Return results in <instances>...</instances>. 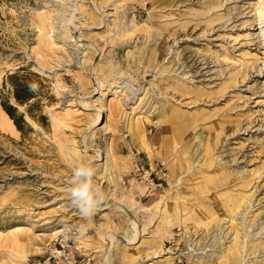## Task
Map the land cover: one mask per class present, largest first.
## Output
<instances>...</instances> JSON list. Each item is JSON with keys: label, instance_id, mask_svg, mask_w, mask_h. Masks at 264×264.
<instances>
[{"label": "rangeland", "instance_id": "1", "mask_svg": "<svg viewBox=\"0 0 264 264\" xmlns=\"http://www.w3.org/2000/svg\"><path fill=\"white\" fill-rule=\"evenodd\" d=\"M82 1L0 0V109L18 130L0 134V231L23 226L25 264H167L166 257H174L171 264H198L186 256L203 226L187 223L192 236L177 224L158 228L155 211L167 194L197 221L210 220L214 209L230 219L229 234L217 235L220 249L232 244L236 202L245 203L239 210L246 234L256 216L254 238L264 239V0H177L171 8L165 0H85L98 18L91 25L76 10ZM114 23L145 34L112 50L105 40L119 39ZM64 26L73 37L65 44L59 41ZM140 50L146 59L134 67ZM112 61L130 74L113 89L117 94L101 92L97 72ZM120 99L125 105L112 110ZM172 108L199 118L180 143L166 142L160 120ZM131 119L139 123L135 133ZM106 145L119 188L100 176ZM73 146L80 158L66 148ZM209 154L212 163L203 165ZM80 164L93 169L91 187L100 201L90 215L70 197ZM227 171L233 176L223 179ZM121 199L132 204L130 211ZM206 202L214 209L204 208ZM50 228L62 232L39 235ZM157 239L171 254L153 258L148 245ZM8 250L0 247V264H14ZM254 253L263 258V251ZM233 256L239 262L243 254Z\"/></svg>", "mask_w": 264, "mask_h": 264}, {"label": "bare ground", "instance_id": "2", "mask_svg": "<svg viewBox=\"0 0 264 264\" xmlns=\"http://www.w3.org/2000/svg\"><path fill=\"white\" fill-rule=\"evenodd\" d=\"M107 1L108 0H100V5H103ZM165 1H168L167 6H169V8H171V6H174L175 3L178 2L177 0H165ZM183 1H186V0H183ZM76 10H78V12L80 11V13L84 15L85 20L88 22V25L89 24L91 25V23H94L95 20L98 19L97 16L93 17L91 15L92 9L88 5V2H85V0H83L81 4L78 5ZM72 11H74V9ZM75 19H76V14L71 13V15L69 16V19H67V24L72 25V23H75L74 22ZM113 26L117 28V29L114 28L113 30H114V34L119 36V39H113L114 37L113 38L110 37L105 40V46H107L108 43L113 44L112 50H115L116 46H118L119 44L127 45L129 40H131L134 37V35H138V34L144 35L145 34L142 29H138L137 31H134V32H129L128 29L123 28L119 23H114ZM69 29L70 28H68V26L67 27L64 26V30L61 32V34L58 33L59 35H61V38L59 41H61V43L63 44H65L66 42L73 41V37L71 33H69ZM82 46L83 45L77 44V47L79 49L82 48ZM138 49H141V48H138ZM87 57H88V61L91 63L93 56L89 55L88 53ZM145 59H146L145 55L142 54V50H140L137 54V57H134L133 59V64H135L134 67H138V66L140 67L143 60ZM184 59L188 63L189 61L188 56H186ZM97 72H99L100 74L99 79L103 80V82L102 81L101 82L104 83L102 85L103 87L100 88L101 92H105L104 91L105 89L108 92H111V91L113 92V89L118 88V85L121 83L119 82L120 79H124L123 77L126 75L130 76V74H128V71L122 68V66L120 65L118 66V63L115 61L114 62L112 61L110 64H104V63L101 64L98 67ZM236 78H237V74L233 82L236 81ZM123 84H125V82H123ZM192 91L193 90H189L188 92H192ZM113 93L117 94L116 90H114ZM99 99H101V96L98 97L95 101H98ZM124 102L125 101L123 99H120V101H118L117 104L113 105L112 110L114 111L120 110V107H122V105L123 106L125 105ZM103 106H104V102L102 101L101 107ZM161 119L164 122V125H163L164 130L169 133V136L166 141L167 143H171V142L180 143L184 141L185 138L188 136L192 127L195 126L197 122H199L198 121L199 118L197 116L183 114L179 110V108H172L171 113L167 116L165 112L163 118L160 117V120ZM92 120L93 119H91V121ZM128 125H129V130H131L134 133L137 132L138 125H139L138 121L134 123L133 119H131ZM103 128L106 129L107 127L104 126ZM0 134L9 135V136L18 134V130L14 122L5 113V111L2 108L0 109ZM138 139H140L141 148L147 145L144 139V136H141V137L139 136ZM190 146H191L190 143H188L183 147L182 152H181V154L183 155V158H185V156L189 154ZM66 148L70 152H72L77 158H80L81 154L77 146L66 147ZM207 148H209L208 145H207ZM101 157H102L103 162L101 163L100 176L103 179H105L111 187L119 188L118 177L115 174V166L112 164V160L110 156V148L107 145L101 151ZM212 161H213V158L209 154L207 157H205V162L203 163V165L211 164ZM56 171L58 173V168H56ZM58 174L55 175L54 177L55 178L59 177L60 175ZM221 176L223 179H229L231 176H233V174L232 172L227 171V172L222 173ZM197 190L199 191V189ZM114 192H115V189H114ZM161 201H162L163 206L161 208H156V211H155L156 214L159 213L158 219H159L160 225L158 226V228L160 231L163 232V229L172 227V225H176V224L177 226L187 228V223L189 224L190 222L196 223V225L198 226L197 228H201V226H203L202 234L200 235L198 240H196L197 238L195 239L196 243H194V247H192L193 249L191 248L188 249V254L186 256L188 257V259H191V258L194 259L196 257L195 261L198 262V264H240L242 261L244 262V264L246 262L249 264H263L261 263V261L262 259L264 260V255L262 259L258 260L255 257L254 252L259 251V250L264 252V239L254 238V234H255V237L258 234V232L256 234V229L258 227L256 216H253L254 218L248 221V227L252 229L251 231L252 235L250 236L249 234H246L245 232L246 219L243 216L242 212L239 210L240 207L245 205L244 201H242L241 203L236 202L230 208L232 212L231 214L232 215L231 216L232 225H231V232H230L232 235V244L227 246L226 249H224L222 246L220 249L219 245H217L216 238H217V235L219 234L220 235L222 234V236L224 235L227 236L229 234V232L226 231V229L229 227L227 224L229 223L230 219L223 217V215L221 216V214L216 215L215 209L212 205H208L207 202L202 203L204 208L208 207V209L210 208L214 209L211 211L209 210V212H207L208 214H210L207 217V218H210V220L205 222L202 218H199L197 221V219H195L193 216H191L188 213V211L186 210L183 204H179L178 201L173 202L174 200L173 201L171 200L170 194H167V196L162 198ZM120 207L124 211H130L132 209V204H129V202L127 203L125 200L121 199ZM24 224L28 227V229H31L32 227H34L33 224L27 220L24 222ZM23 231H24V228L23 226H21L20 223L14 224L12 227L7 228L6 230L0 231V234H1L0 235V247L3 244H5V246L9 248L8 256L14 264H25L26 261L28 260L29 250L27 249V244L21 245L22 243L20 244L19 242V234ZM46 232H49V233H46ZM60 232L62 231L59 229L50 228V229L43 230L42 232H40L39 235H45V236L48 235L50 237H55ZM195 233L199 234L197 230L195 231ZM186 235L192 236L188 228L186 229ZM135 237H137V234L135 235ZM208 242L210 244H208ZM246 242H247V247L244 250H242L241 246L243 243L245 244ZM216 245L217 247H219L218 250L215 249ZM148 246L150 247L152 251L153 258H158L162 255L171 254V252L165 251L163 247V241L160 239L152 241L150 245ZM42 249L38 248L37 252L38 251L42 252ZM232 249L234 250L231 251ZM195 250H200V252L195 251ZM212 251L216 253V257L218 258L217 262L215 263H214L215 256L212 257L213 256ZM197 252L199 255L197 254ZM234 252L243 254V257L241 258L239 262H238L239 259H234V256H233ZM173 259L174 257H166L164 261H166L167 264H171L173 263Z\"/></svg>", "mask_w": 264, "mask_h": 264}, {"label": "clouds", "instance_id": "3", "mask_svg": "<svg viewBox=\"0 0 264 264\" xmlns=\"http://www.w3.org/2000/svg\"><path fill=\"white\" fill-rule=\"evenodd\" d=\"M93 175L91 166L83 164L76 166L73 173L74 186L70 188V197L84 215H90L100 204L91 187Z\"/></svg>", "mask_w": 264, "mask_h": 264}, {"label": "trees", "instance_id": "4", "mask_svg": "<svg viewBox=\"0 0 264 264\" xmlns=\"http://www.w3.org/2000/svg\"><path fill=\"white\" fill-rule=\"evenodd\" d=\"M8 113H9V115H11V113L8 111ZM16 123V122H15ZM16 125H17V123H16ZM18 126V125H17ZM18 128H19V126H18Z\"/></svg>", "mask_w": 264, "mask_h": 264}]
</instances>
